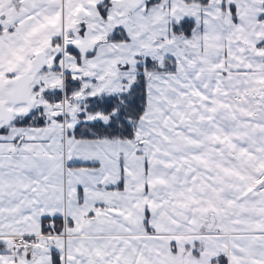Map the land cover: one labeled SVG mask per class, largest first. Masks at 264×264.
Here are the masks:
<instances>
[{
  "label": "snow or ice",
  "instance_id": "snow-or-ice-1",
  "mask_svg": "<svg viewBox=\"0 0 264 264\" xmlns=\"http://www.w3.org/2000/svg\"><path fill=\"white\" fill-rule=\"evenodd\" d=\"M0 264H264V0H0Z\"/></svg>",
  "mask_w": 264,
  "mask_h": 264
}]
</instances>
